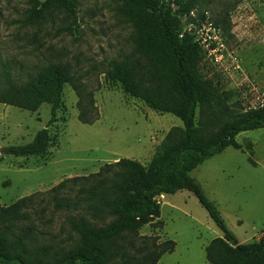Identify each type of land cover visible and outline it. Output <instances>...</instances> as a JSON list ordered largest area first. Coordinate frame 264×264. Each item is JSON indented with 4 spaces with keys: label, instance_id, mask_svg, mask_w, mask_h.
Here are the masks:
<instances>
[{
    "label": "rangeland",
    "instance_id": "1",
    "mask_svg": "<svg viewBox=\"0 0 264 264\" xmlns=\"http://www.w3.org/2000/svg\"><path fill=\"white\" fill-rule=\"evenodd\" d=\"M43 0H0V63L8 59L15 84L28 72L52 62L79 88L63 83L55 118L47 125L50 143L41 154L11 155L2 146L26 142L45 125L49 103L30 110L0 102V204L44 191L66 176L97 170L121 156L146 164L165 131L180 125L122 91L103 68L112 57L133 50L134 33L122 0H74V20L63 10L31 12ZM183 1V0H181ZM176 11V5L170 2ZM202 14V16H201ZM180 31L198 39V71L211 85L232 91L235 107L264 105V0H195L192 13L181 15ZM48 66V65H47ZM1 71V69H0ZM92 102L93 108L89 104ZM78 103L96 117L83 122ZM235 140L252 142L254 163L245 147L225 146L197 164L189 174L214 200L227 228L240 241L264 235V126L239 131ZM34 198V206L45 204ZM159 214L138 232L174 241L155 264H212L203 246L221 230L187 189L156 196ZM39 204V205H38ZM69 210L44 205L36 227L66 237Z\"/></svg>",
    "mask_w": 264,
    "mask_h": 264
},
{
    "label": "trees",
    "instance_id": "2",
    "mask_svg": "<svg viewBox=\"0 0 264 264\" xmlns=\"http://www.w3.org/2000/svg\"><path fill=\"white\" fill-rule=\"evenodd\" d=\"M38 2V1H35ZM170 2L176 5V11ZM31 12L63 10L74 20V0H43ZM195 0H122L133 33V50L106 61L103 72L123 92L160 112L181 120L169 127L147 161L121 156L86 174L66 176L44 191L35 190L0 204V264H155L171 251L172 239L158 240L138 228L159 214L156 196L177 189L192 192L221 230L203 246L212 264H264V235L239 241L227 228L214 200L207 197L189 170L225 146L245 147L254 163L252 142L235 135L264 126V105L235 107L230 89H219L198 71L200 46L190 31H180L181 15ZM202 16V14H201ZM48 65V66H47ZM27 73L24 83L13 80L8 59L0 63V102L33 110L49 103V117L30 140L7 144L1 151L14 156L41 154L50 143L47 125L54 120L63 83L69 78L52 62ZM93 108L92 102L89 103ZM77 117L90 122L96 114L78 103ZM45 204L36 208L34 198ZM69 210L68 235L36 227L44 205Z\"/></svg>",
    "mask_w": 264,
    "mask_h": 264
},
{
    "label": "built area",
    "instance_id": "3",
    "mask_svg": "<svg viewBox=\"0 0 264 264\" xmlns=\"http://www.w3.org/2000/svg\"><path fill=\"white\" fill-rule=\"evenodd\" d=\"M192 13V8H190L189 10H188V14H191Z\"/></svg>",
    "mask_w": 264,
    "mask_h": 264
},
{
    "label": "crops",
    "instance_id": "4",
    "mask_svg": "<svg viewBox=\"0 0 264 264\" xmlns=\"http://www.w3.org/2000/svg\"><path fill=\"white\" fill-rule=\"evenodd\" d=\"M240 241V240H239Z\"/></svg>",
    "mask_w": 264,
    "mask_h": 264
}]
</instances>
